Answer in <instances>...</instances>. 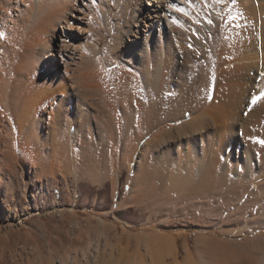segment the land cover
Returning a JSON list of instances; mask_svg holds the SVG:
<instances>
[{
  "label": "bare ground",
  "instance_id": "6f19581e",
  "mask_svg": "<svg viewBox=\"0 0 264 264\" xmlns=\"http://www.w3.org/2000/svg\"><path fill=\"white\" fill-rule=\"evenodd\" d=\"M0 34V203L7 210L2 175L12 149L20 147L38 177L53 173L67 155L64 139L79 153L94 129L118 123L115 92L141 89L177 105L142 132L130 162L140 149L141 160L193 172L199 182L216 175L264 184V0H0ZM138 100L128 104L141 114ZM35 186L44 198L45 184ZM263 228L261 211L226 240L201 232L193 250L165 233L107 234L56 264H254L249 253H260L264 236L242 240ZM45 254L57 256L55 245Z\"/></svg>",
  "mask_w": 264,
  "mask_h": 264
},
{
  "label": "rangeland",
  "instance_id": "374dc122",
  "mask_svg": "<svg viewBox=\"0 0 264 264\" xmlns=\"http://www.w3.org/2000/svg\"><path fill=\"white\" fill-rule=\"evenodd\" d=\"M144 92L141 89L135 96L128 97L115 92L112 102L118 107L113 104L119 113L118 123L109 119L104 131L94 129V140L85 142L83 147L75 143L79 153L72 152L73 141L64 139L61 149L67 153L66 159L59 161L60 169L57 166L53 173L44 172L38 177L31 162L26 169L22 162L26 157L19 150L22 139L14 136L19 139L16 140L19 148H11L13 160L3 164L2 178L9 188L4 187L3 194L7 200L10 198L8 204L13 209L7 210L4 203H0V264H56L58 256L86 247L89 240L94 245L107 234L116 239L118 235L165 233L176 238L181 249L187 241L193 250L201 232L220 235L226 240L225 233L238 231L251 215L264 213V184L255 189L249 181L216 175L203 178L202 181L208 182L200 180V183L193 172H175L149 159L141 160L140 149L133 161H129L142 132H148L177 105L175 99V103L173 99L158 101ZM135 99L143 105L141 114L136 107L135 113L130 105L137 102ZM149 99L152 103L155 100L156 105L152 107L155 103ZM123 103L129 111L124 110ZM174 126L171 122L156 132ZM11 140L15 141L12 137ZM37 181L47 188L44 198L40 188L35 186ZM28 212L30 214L25 215ZM259 236H264V228L248 234L242 241L252 242ZM51 245L56 247L55 257L45 256L47 246ZM262 249L260 253L258 250L249 253L254 264L263 263L264 257L260 256L264 246Z\"/></svg>",
  "mask_w": 264,
  "mask_h": 264
},
{
  "label": "snow or ice",
  "instance_id": "6c2138e0",
  "mask_svg": "<svg viewBox=\"0 0 264 264\" xmlns=\"http://www.w3.org/2000/svg\"><path fill=\"white\" fill-rule=\"evenodd\" d=\"M0 35H2V34H0ZM262 95H264V93H262ZM256 99H259V97H257ZM255 102V101H254ZM261 143H264V141H262Z\"/></svg>",
  "mask_w": 264,
  "mask_h": 264
}]
</instances>
